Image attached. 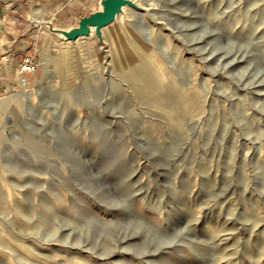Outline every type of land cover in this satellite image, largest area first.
I'll list each match as a JSON object with an SVG mask.
<instances>
[{"label":"rangeland","instance_id":"374dc122","mask_svg":"<svg viewBox=\"0 0 264 264\" xmlns=\"http://www.w3.org/2000/svg\"><path fill=\"white\" fill-rule=\"evenodd\" d=\"M135 2L0 89V264H264V0Z\"/></svg>","mask_w":264,"mask_h":264},{"label":"crops","instance_id":"0c3cea01","mask_svg":"<svg viewBox=\"0 0 264 264\" xmlns=\"http://www.w3.org/2000/svg\"><path fill=\"white\" fill-rule=\"evenodd\" d=\"M99 0H0V89L18 83L25 58L37 69L49 62L47 25L75 26L80 17L95 11ZM29 78V75H26Z\"/></svg>","mask_w":264,"mask_h":264},{"label":"water","instance_id":"95a60500","mask_svg":"<svg viewBox=\"0 0 264 264\" xmlns=\"http://www.w3.org/2000/svg\"><path fill=\"white\" fill-rule=\"evenodd\" d=\"M126 6L139 12L145 10L132 0H99L97 9L80 17L76 26L69 29H58L48 24L47 27L51 33L71 42L88 37L93 29L98 40L104 43L102 29L114 22Z\"/></svg>","mask_w":264,"mask_h":264},{"label":"bare ground","instance_id":"6f19581e","mask_svg":"<svg viewBox=\"0 0 264 264\" xmlns=\"http://www.w3.org/2000/svg\"><path fill=\"white\" fill-rule=\"evenodd\" d=\"M132 1L135 2L136 0H132ZM154 4H155V1H153V4H151V5H154ZM127 7H129V6L124 7L123 13H121L118 17H120L122 14H124V16H126ZM153 7L154 6H151V8L145 9L144 14L147 17H151L152 12H153ZM129 8H131V7H129ZM118 17H117V19H118ZM125 23L128 24V21L126 20ZM122 27H123V25H122ZM93 32L94 31L92 29L89 35H92ZM102 34H103V39H106L107 41L111 42L114 45H119L120 44L121 36H120V32L119 31L109 32V31L104 30V28H103L102 29ZM189 91H190L189 87L185 86V92L188 93ZM24 93H25L24 96L28 95L27 98H30V97H33L35 92L31 91V92H24ZM22 96H23V94H22ZM25 99H26V97H25ZM21 104H22V102H21L20 94H8V95L0 96V115H2V113L4 111L8 110V109L18 108Z\"/></svg>","mask_w":264,"mask_h":264},{"label":"built area","instance_id":"2783aa9c","mask_svg":"<svg viewBox=\"0 0 264 264\" xmlns=\"http://www.w3.org/2000/svg\"><path fill=\"white\" fill-rule=\"evenodd\" d=\"M37 68V64H35L32 59L25 58L23 63L19 66V77L22 83L27 81V74L33 73Z\"/></svg>","mask_w":264,"mask_h":264}]
</instances>
